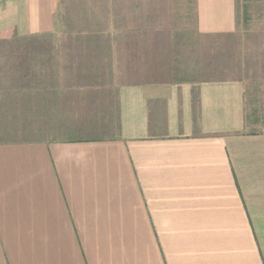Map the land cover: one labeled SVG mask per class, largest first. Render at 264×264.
I'll list each match as a JSON object with an SVG mask.
<instances>
[{
    "label": "crops",
    "instance_id": "1",
    "mask_svg": "<svg viewBox=\"0 0 264 264\" xmlns=\"http://www.w3.org/2000/svg\"><path fill=\"white\" fill-rule=\"evenodd\" d=\"M259 1H0V264H264L258 81L93 67L148 42L236 47ZM249 40L238 54L264 57Z\"/></svg>",
    "mask_w": 264,
    "mask_h": 264
},
{
    "label": "rangeland",
    "instance_id": "2",
    "mask_svg": "<svg viewBox=\"0 0 264 264\" xmlns=\"http://www.w3.org/2000/svg\"><path fill=\"white\" fill-rule=\"evenodd\" d=\"M262 2L263 0H260L258 3ZM261 6H263V4H261ZM242 28L243 34L241 37H244V42H241V44L239 43L236 47H233L230 42H205L204 40L198 41L195 37H193L194 41L190 40L188 42H148L144 43L145 54L143 57L141 56L139 59H132V61L129 60L125 66L120 67V69L117 68V70L122 71L121 73L117 72L118 74H115L111 70L112 67L110 66H112L113 60L109 58L100 59L101 62L97 64L93 63V67L102 66L105 70V73L103 74L107 80H111L113 75H117L121 77V81L123 82H131L134 79L136 80L137 75L148 80L169 75L174 78H180V80L193 79L199 81H202L203 79L251 78L253 81H258L256 83L258 90L256 91L259 93L256 92V95L249 98L247 102L250 101L253 103L250 107H256L254 111L257 114L261 113L262 116L257 118L262 119V121L259 122L261 124L260 126H258L253 120L250 121L253 124H257V127L255 128L256 131H263L264 76H262L261 72L258 73L255 71L259 69L260 64L263 62L261 59L264 57L262 55L258 56V53L253 54V56H256L255 58H253L251 54L240 56L238 52L247 51L249 49L251 46V40H249L251 34L259 35L263 41L264 23L262 22L261 25L256 26L243 24ZM54 44L55 43L48 38L38 41L24 40L13 43L12 49L30 50L32 52L35 50H53L55 49ZM86 60L89 59H79L76 61H79V64L83 65L84 62L87 64ZM126 60L128 59L123 58V61ZM238 68L240 73H237L236 71ZM164 71H169V73L165 72L163 74ZM261 71L264 73V66L263 69L261 68ZM141 72H143V74H141ZM156 72L157 74H154ZM119 83L120 82H116V84ZM108 87L112 86L107 85V88ZM250 107H248L249 115Z\"/></svg>",
    "mask_w": 264,
    "mask_h": 264
},
{
    "label": "trees",
    "instance_id": "3",
    "mask_svg": "<svg viewBox=\"0 0 264 264\" xmlns=\"http://www.w3.org/2000/svg\"><path fill=\"white\" fill-rule=\"evenodd\" d=\"M247 1H254V0H247ZM264 1V0H263Z\"/></svg>",
    "mask_w": 264,
    "mask_h": 264
},
{
    "label": "built area",
    "instance_id": "4",
    "mask_svg": "<svg viewBox=\"0 0 264 264\" xmlns=\"http://www.w3.org/2000/svg\"><path fill=\"white\" fill-rule=\"evenodd\" d=\"M0 1H3V0H0Z\"/></svg>",
    "mask_w": 264,
    "mask_h": 264
}]
</instances>
